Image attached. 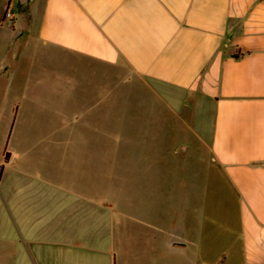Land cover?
I'll list each match as a JSON object with an SVG mask.
<instances>
[{
  "label": "crops",
  "instance_id": "obj_1",
  "mask_svg": "<svg viewBox=\"0 0 264 264\" xmlns=\"http://www.w3.org/2000/svg\"><path fill=\"white\" fill-rule=\"evenodd\" d=\"M28 1L26 11L21 0H0V106L13 95L7 143L28 130L12 94L18 72L24 62L39 70L57 58L59 106L77 113L60 121L62 129L68 123L96 135L97 110L109 115L124 103L115 82L129 77L157 93L178 91L177 102L168 96L179 106L205 99L214 175L207 193L186 197L179 213L175 200L159 219L144 201L137 228L122 226L116 237L115 222L126 215L98 201L95 180H38L21 168L7 193L9 264H264V0ZM170 146L181 156L190 149L181 140ZM8 152L5 163L14 161Z\"/></svg>",
  "mask_w": 264,
  "mask_h": 264
},
{
  "label": "rangeland",
  "instance_id": "obj_2",
  "mask_svg": "<svg viewBox=\"0 0 264 264\" xmlns=\"http://www.w3.org/2000/svg\"><path fill=\"white\" fill-rule=\"evenodd\" d=\"M58 61L53 58L39 70L24 62L12 94L24 105L22 117L27 120L28 130L23 133L24 130L20 129L12 134L8 143L5 131L11 116L13 95L9 97L11 101L8 98L0 106V264L10 263L7 193L9 181L21 177V168L27 169L29 177L38 180L58 178L61 174L67 179L95 180L98 201L107 202L116 209V216L120 217L122 212L126 215L115 222L116 237L122 226L130 230L137 228L138 208L144 201L147 205L150 203L149 209L146 205L149 214L154 215L155 210L159 219L167 213L169 205L174 206L175 200L180 207L177 208L179 213V210H185L186 197L191 196V201L200 192L207 193L214 175L208 167L211 160L207 147L212 108L205 99L191 97V102L185 101L189 106H179L169 99L171 94L168 96L171 92L177 102L181 96L178 91L156 88L157 93L151 91L146 82L129 77V84L115 82L114 96L122 98L124 103H113L109 115H105L104 108H99L96 135L93 132L85 135L83 128L72 130V124L65 123L63 129L60 128L64 117L72 119L77 113L71 107L64 112L59 106ZM165 99L174 102L175 106L171 103L172 110L176 111L167 109ZM106 118L107 123L102 122L101 119ZM148 132L151 137L154 133L164 134L167 140L158 144L154 138L143 137ZM25 134L30 137L26 138ZM178 140L190 144L189 151L182 156L175 155L170 149L171 143ZM138 141L145 142L140 150ZM6 145V150L15 154L10 163L4 161ZM58 165L66 168H58ZM171 166H175L173 174H176L170 180ZM140 167L141 171L145 170L142 175L145 186L142 180L138 182ZM154 174L158 179H153Z\"/></svg>",
  "mask_w": 264,
  "mask_h": 264
},
{
  "label": "built area",
  "instance_id": "obj_3",
  "mask_svg": "<svg viewBox=\"0 0 264 264\" xmlns=\"http://www.w3.org/2000/svg\"><path fill=\"white\" fill-rule=\"evenodd\" d=\"M5 16L8 17V18H12L13 17L12 8H11L10 5H8L7 8H6Z\"/></svg>",
  "mask_w": 264,
  "mask_h": 264
},
{
  "label": "water",
  "instance_id": "obj_4",
  "mask_svg": "<svg viewBox=\"0 0 264 264\" xmlns=\"http://www.w3.org/2000/svg\"><path fill=\"white\" fill-rule=\"evenodd\" d=\"M28 4H29V1L28 0H21V7L23 8V9H25L26 11H28V8H27V6H28ZM184 147L182 146V148L181 149H183Z\"/></svg>",
  "mask_w": 264,
  "mask_h": 264
},
{
  "label": "trees",
  "instance_id": "obj_5",
  "mask_svg": "<svg viewBox=\"0 0 264 264\" xmlns=\"http://www.w3.org/2000/svg\"><path fill=\"white\" fill-rule=\"evenodd\" d=\"M9 154H10V152H8V151L6 150L5 153H4V160H5V161L8 160V158H9Z\"/></svg>",
  "mask_w": 264,
  "mask_h": 264
}]
</instances>
